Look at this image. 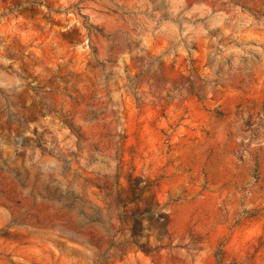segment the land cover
I'll return each instance as SVG.
<instances>
[{
  "label": "rangeland",
  "instance_id": "obj_1",
  "mask_svg": "<svg viewBox=\"0 0 264 264\" xmlns=\"http://www.w3.org/2000/svg\"><path fill=\"white\" fill-rule=\"evenodd\" d=\"M0 264H264V0H0Z\"/></svg>",
  "mask_w": 264,
  "mask_h": 264
},
{
  "label": "bare ground",
  "instance_id": "obj_2",
  "mask_svg": "<svg viewBox=\"0 0 264 264\" xmlns=\"http://www.w3.org/2000/svg\"><path fill=\"white\" fill-rule=\"evenodd\" d=\"M26 183L28 184L29 188H32L35 192H41L43 183L40 180H34L33 178H28L26 180Z\"/></svg>",
  "mask_w": 264,
  "mask_h": 264
}]
</instances>
